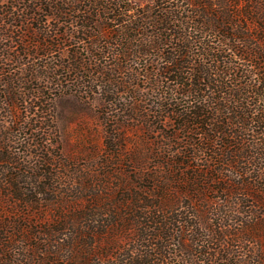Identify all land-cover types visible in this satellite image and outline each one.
Returning a JSON list of instances; mask_svg holds the SVG:
<instances>
[{"label":"trees","instance_id":"16d2710c","mask_svg":"<svg viewBox=\"0 0 264 264\" xmlns=\"http://www.w3.org/2000/svg\"><path fill=\"white\" fill-rule=\"evenodd\" d=\"M41 14L54 24L35 44L43 57L59 35L67 50L80 34L93 50L88 59L73 51L60 67L66 77L57 66L26 75L0 68V201L8 198L0 202V230L14 225L12 213L57 196L69 163L55 114L60 94H50L65 91L71 74L78 88L103 92L119 111L141 113L136 120L155 149L133 165L157 163L150 175L139 170L143 188L127 191L136 204L128 245L117 240L124 216L116 206L101 214L107 223L83 216L67 239L68 224L57 223L32 229L36 244L3 240L0 264H169L175 238L189 239L187 263L264 264V0H41ZM124 95L132 101L121 103ZM20 105L32 113H14ZM109 129V155H119L121 139ZM173 186L185 204L160 203ZM208 194L223 202L214 208Z\"/></svg>","mask_w":264,"mask_h":264},{"label":"rangeland","instance_id":"374dc122","mask_svg":"<svg viewBox=\"0 0 264 264\" xmlns=\"http://www.w3.org/2000/svg\"><path fill=\"white\" fill-rule=\"evenodd\" d=\"M131 1L145 5L154 0ZM69 2L75 5L78 0H69ZM53 25L50 22L47 23L41 14V0H0V68L4 69L5 73L15 72L26 75V70L35 69V67L40 69L44 65L57 66L59 73L66 77L60 67L66 66L70 59L69 55L73 51L78 49L82 58L88 59V52L93 50L90 46L92 40L81 34L77 38L81 37L84 40L70 39L73 41L72 45L76 47L72 46L68 50L62 45L63 35L52 36L49 41L52 43L57 41L58 45L54 48L53 54L43 57L41 48L36 49L35 44L36 42L41 44V41L45 43L46 36L43 31H47L46 29ZM42 71L41 69V74H43ZM69 77L71 83L65 91L50 94L51 96L60 94L55 102V114L62 153L69 163L68 168L62 170L57 185V196L53 197L55 200L48 206L24 208L18 216L11 212L8 219L14 225L0 230V242L22 240L27 245L36 244L37 241L40 242L41 237L38 236V240L30 239L32 229L41 231L44 224L57 227V223L63 226L64 224L59 223L68 224V227L63 230L62 235L64 236H61V239H67L72 232L76 231L71 226L81 227L85 224V221L81 220L83 216L97 214L98 221L107 223L108 217L102 218L101 214H108L112 210L111 207L116 206L120 207L118 211L124 216L123 224H121L122 230L117 235L118 242L128 245L136 234V229L131 224L136 204L129 199L127 191L131 189L138 192L139 188H143L144 182L137 180L139 170L144 166L145 171L142 174L150 175L155 172L154 166L157 163L156 160L150 159L146 164L138 161L136 165H133L132 159L135 160L139 153H148L155 149L150 142L146 143L147 139L144 135L147 132L142 130V122L136 120L141 113L119 111L115 105L107 103V96H104L103 92L89 88L82 90L81 86L78 88L77 84L73 83L75 74ZM119 101L126 104L132 100L128 95H124ZM15 110H13L14 113H32L24 111V106L21 105L18 110ZM8 114L9 112L3 113L2 116L7 117ZM105 115L111 117L109 124L105 120ZM109 125L114 127V132L121 139L119 155H109V146L106 142L110 133ZM149 138L153 139L154 136L151 134ZM145 185L152 186L149 183ZM153 192L154 197L158 191L156 189ZM164 194L165 199L160 194L158 195L161 198L160 203H167L168 207L174 202L177 203L176 207L179 206V202L182 205L186 203L184 196L176 192L174 186L168 188ZM208 196L212 198L214 208L223 202L221 200L223 196L220 194H208ZM216 196L218 200L213 199ZM9 202L16 203L13 200H8L6 203ZM10 210L12 211V207ZM0 211H2L1 206ZM19 219L24 222H20ZM0 221L3 223L5 220L2 218ZM23 225L30 226L29 231H25L23 227L26 226ZM193 234L195 232L186 235L192 236ZM180 240L184 241L178 243L179 240L175 238L168 242L171 253V259H168L169 264H191L185 262V259L192 257L188 246L189 239ZM37 261L41 262L40 259Z\"/></svg>","mask_w":264,"mask_h":264}]
</instances>
